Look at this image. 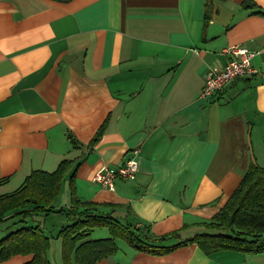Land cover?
Segmentation results:
<instances>
[{"label":"crops","instance_id":"obj_1","mask_svg":"<svg viewBox=\"0 0 264 264\" xmlns=\"http://www.w3.org/2000/svg\"><path fill=\"white\" fill-rule=\"evenodd\" d=\"M254 1L260 9L244 0H0V195L69 159L66 207L75 170L81 200L116 205L153 235L204 230L250 164L264 167V0ZM233 45L254 52L257 71L202 98L207 68L223 66ZM136 148V179L113 190L94 181ZM116 242L96 264H264V253L206 254L192 243L152 255Z\"/></svg>","mask_w":264,"mask_h":264},{"label":"trees","instance_id":"obj_2","mask_svg":"<svg viewBox=\"0 0 264 264\" xmlns=\"http://www.w3.org/2000/svg\"><path fill=\"white\" fill-rule=\"evenodd\" d=\"M243 5L261 8L254 0H244ZM206 12L209 17V5ZM258 12L264 14L261 10ZM105 127L103 124L99 128L90 145L100 139ZM70 138L77 144L72 135ZM71 165V160L64 159L54 171L33 170L20 187L12 193L0 195V224L18 218L0 237V263L16 255H32L26 264H53L49 256L52 237L40 220L36 218L33 219L36 223H31L28 217L56 212L53 202L60 194ZM75 173L74 170L69 177L70 205L63 210L67 212L69 222L58 232L62 239L63 264H96L118 251V238L137 251L152 255H165L192 243L198 244L206 254L221 250L264 253V167L255 161L225 205L209 222L202 224L204 231L185 239L180 238V231L153 235L149 227L123 221L114 212L116 205L81 200L74 185ZM104 207H112V211L105 212L101 209ZM96 227H107L110 235L92 238Z\"/></svg>","mask_w":264,"mask_h":264},{"label":"built area","instance_id":"obj_3","mask_svg":"<svg viewBox=\"0 0 264 264\" xmlns=\"http://www.w3.org/2000/svg\"><path fill=\"white\" fill-rule=\"evenodd\" d=\"M227 55L226 63L221 67H208L204 76L202 98H211L221 93L230 83L236 79L250 76L257 69L252 64L254 52L243 45H233L224 49ZM140 149L133 150L132 155L122 164L116 167L103 166L94 174V181L110 190L115 188L116 181L134 180L138 172V160Z\"/></svg>","mask_w":264,"mask_h":264},{"label":"rangeland","instance_id":"obj_4","mask_svg":"<svg viewBox=\"0 0 264 264\" xmlns=\"http://www.w3.org/2000/svg\"><path fill=\"white\" fill-rule=\"evenodd\" d=\"M64 191L61 192L54 201V204L56 206H61L59 208L55 207L56 212H52L48 215H41L40 219L36 217L37 220H40V222L43 224L44 230L52 237V249L49 253V256L53 264H63L62 263V239L58 236V232L63 224H67L69 222L67 212L63 211L64 209L66 210L68 209V207H66L67 206L66 204H67V201L69 200V192L66 189ZM28 219H29V222L36 223V221H33L32 217H28ZM63 219L65 220V222L63 221ZM202 231L204 230L201 229L198 232H202ZM4 232H5V229H2L0 233V237L4 235ZM109 235L110 233L107 227H96L91 237L101 238L100 236L105 237ZM120 240L123 241V239H120ZM56 250H58L59 254L58 253L56 254ZM56 255L58 257H56Z\"/></svg>","mask_w":264,"mask_h":264}]
</instances>
